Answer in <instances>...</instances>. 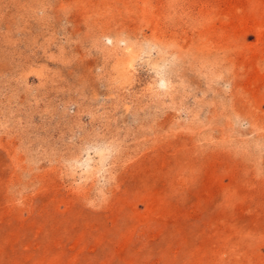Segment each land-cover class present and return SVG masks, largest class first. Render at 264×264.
Masks as SVG:
<instances>
[{
    "label": "rangeland",
    "instance_id": "obj_1",
    "mask_svg": "<svg viewBox=\"0 0 264 264\" xmlns=\"http://www.w3.org/2000/svg\"><path fill=\"white\" fill-rule=\"evenodd\" d=\"M0 264H264V0H0Z\"/></svg>",
    "mask_w": 264,
    "mask_h": 264
}]
</instances>
